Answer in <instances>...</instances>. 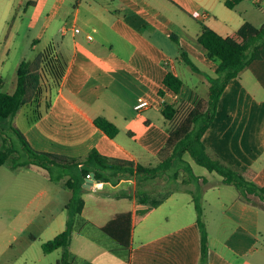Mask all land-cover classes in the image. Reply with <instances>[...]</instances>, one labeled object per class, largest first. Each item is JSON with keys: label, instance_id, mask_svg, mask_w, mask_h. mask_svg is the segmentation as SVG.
<instances>
[{"label": "crops", "instance_id": "obj_1", "mask_svg": "<svg viewBox=\"0 0 264 264\" xmlns=\"http://www.w3.org/2000/svg\"><path fill=\"white\" fill-rule=\"evenodd\" d=\"M246 1L231 8L226 0H0V35L10 18L15 16L16 22L19 16L33 9L29 23L35 29L31 38L33 49L41 44L43 50L53 44L66 63L64 78L52 90L49 109L31 121L36 105L27 104L15 116L23 118L22 131L39 150L85 158L96 149L109 157L133 159L145 165L155 160L157 164V154L166 145L171 126L162 112L164 105L194 106L209 95L207 74L216 75L218 64L209 58L197 39L198 34L204 24L222 35L236 31L241 23L234 12L240 7L247 12ZM192 21L200 28L189 34ZM259 23L262 25L264 18ZM171 33L178 35V41ZM163 38L169 39L168 43ZM6 39L0 40L3 47L0 83L7 84L8 92L14 93L23 59L16 63L7 83L5 57L9 55L12 40ZM190 44L193 50L189 49ZM182 50L194 62L195 50L203 53L204 63H196L202 72L190 65L193 70H187ZM170 70L183 79L178 93L163 83ZM140 98L149 103L138 110L135 104ZM44 99L40 101L41 110L45 107ZM98 116L117 124L119 132L115 137L96 125ZM202 138L226 162L254 170L255 182L264 185V55L228 81L214 121ZM192 161L189 162L193 167ZM37 168L44 172L42 166ZM201 175L204 181L197 190L203 192L201 203L209 235V264H264V201L259 204L244 201L237 189L225 184L221 176ZM136 185L134 176L123 177L115 184L98 181L84 185L85 203L76 217L70 243L74 261L77 264L88 261L200 264L202 237L194 202L196 191L192 189L172 190L146 217L134 222L129 260L109 248L115 242L102 227L122 212L130 211L137 218L142 206L138 203ZM3 188L7 191L8 186ZM113 191H120L121 195L126 191L130 196L109 193ZM71 196L64 200L63 206L66 207ZM48 201L46 210H39V214L56 225L55 237L66 228L68 215L65 210L59 212L54 201ZM0 222H5L4 215H0Z\"/></svg>", "mask_w": 264, "mask_h": 264}, {"label": "trees", "instance_id": "obj_2", "mask_svg": "<svg viewBox=\"0 0 264 264\" xmlns=\"http://www.w3.org/2000/svg\"><path fill=\"white\" fill-rule=\"evenodd\" d=\"M240 1L242 0H226V4L232 8ZM170 36L178 41L176 33H171ZM197 39L206 48L209 58L218 64L216 75L207 74L210 79L208 97L202 98L189 108L179 121L176 122L181 104L168 103L164 105L162 112L171 122V126L169 127V139L158 152L159 161L155 165L137 163L133 159L109 157L96 149H92L85 158L39 150L31 144L20 127L13 124L12 121L8 122L27 104L36 105L31 121L40 118L43 112L49 109L52 90L60 85L66 73V63L56 53L53 44L47 45L34 58L23 59L20 62L18 84L14 93L0 89V136L8 128L13 133V137L10 139L3 137V142L0 144V166L11 159L14 168L37 164L51 172L52 176L54 170L59 168L58 180L68 177L65 185L72 190V196L66 205L68 210L66 228L43 243L46 253L62 249V255L56 264H77L74 261L75 255L70 249V243L76 217L82 213L85 203L82 196L85 190L84 183L92 172H95L96 181L115 184L123 177L134 176L140 182L150 180L158 174L171 170H175V175H173L175 177L179 173V167L184 166L190 177L196 178L197 174L192 165L185 159V154H189L196 163L207 167L211 172H218L223 182L235 187L244 201L254 204L264 201V185L255 182L253 178L255 171L226 162L218 153L210 150L202 138L205 130L214 121L217 106L228 81L237 77L254 59L263 57L264 23L259 26L250 20H245L236 31L227 35H222L211 26L204 24ZM182 55L183 60L194 70L203 71L191 59L187 51L182 50ZM163 83L170 90L178 93L182 88L183 79L170 70ZM2 86L0 83V88ZM160 94H164L163 89L160 90ZM43 97L45 98V107L44 110H41L40 101ZM95 123L111 137H115L119 132L117 124L107 117L98 116L95 118ZM78 166H81L80 170L71 173V167ZM109 193L115 196H130L126 191L122 195L120 191ZM137 195L138 203L142 207L138 210L136 219L132 212H122L102 227V230L114 239L115 244H111L109 248L126 260H129L131 255L134 222L141 221L153 207L168 196L166 194L162 199L153 200L147 192H137ZM194 198L202 237L200 264H209L210 245L207 222L204 219L201 200L196 195ZM87 264L93 263L88 261Z\"/></svg>", "mask_w": 264, "mask_h": 264}, {"label": "rangeland", "instance_id": "obj_3", "mask_svg": "<svg viewBox=\"0 0 264 264\" xmlns=\"http://www.w3.org/2000/svg\"><path fill=\"white\" fill-rule=\"evenodd\" d=\"M245 4L244 6H247L249 9L247 12L245 9L244 12L242 7L236 11L233 10L237 14V20L241 23L238 24V28L245 20L252 19L259 23V20L264 18V2L259 4V2H255L254 0H247ZM33 12L34 10L31 9L23 14V16H19L16 22H14L15 16L10 18L7 26L0 35V40L6 41L7 37L12 40L9 55L5 57L6 72L4 75L6 76L4 77H6L7 83L14 74V67L19 60L25 58L32 59L42 50L41 44L38 48L33 49L31 42V38L35 33V29L29 26ZM192 24L189 34H194L200 28V25L195 23V21H192ZM163 40L165 43L169 41V39L165 40L164 38ZM178 46L176 44V47ZM189 47V49L193 50L192 44ZM2 50L3 47H0V52ZM194 53L196 56L195 63L202 65L204 63L202 58L203 53L198 50H195ZM184 65H186L187 70L192 69L187 63H184ZM0 89L8 91L7 84L3 85ZM191 107L192 105L188 106L186 103L181 104L176 122ZM31 115H34L33 112ZM22 119L14 117L13 119H9L8 122L12 121L20 129H24L25 123ZM3 132L0 136V144L3 142V137H7V139L13 137V133L9 128ZM185 159L192 161L189 154H185ZM152 164L155 165V160H153ZM37 167L40 166L29 164L14 168L11 159L0 166V215H4L5 217V222L3 224L0 222V264H56L57 259L61 256L62 250L61 252L60 250H56L53 253H46L43 249V243L48 238H53V232L57 231V229L56 225L52 224L47 218H41L39 210H46V203L49 202L48 200H52V202H55L53 204L54 207L59 212L65 210L68 215V210L63 206V202L65 199L68 200L72 194V190L64 185L68 177H63L60 180L57 179L59 168L54 170L53 177L48 170L43 168L44 172H42ZM76 169L77 167H71V173L76 171ZM193 170L197 175L199 174L198 176L200 178L198 176L196 178L190 177V174L184 166H181L178 169V175L175 177L173 176L175 175V170H171L163 174H158L150 180L140 182L137 180V192H147L154 200L164 198L166 194H169L176 188H184L196 191V197L201 200L203 192L202 190H197V186L202 185L204 181L201 178V174L207 176L210 175L211 171L196 162H193ZM220 176L218 172H214L212 176L210 175V178ZM4 186H8L6 188L7 191L3 188ZM55 213L58 214V211ZM7 218L8 220H6ZM107 237L109 236L107 235Z\"/></svg>", "mask_w": 264, "mask_h": 264}, {"label": "built area", "instance_id": "obj_4", "mask_svg": "<svg viewBox=\"0 0 264 264\" xmlns=\"http://www.w3.org/2000/svg\"><path fill=\"white\" fill-rule=\"evenodd\" d=\"M79 30H80V28H76V31H79ZM92 37H93L92 35H89V38H92ZM148 103H149V101H148L147 99L140 98L139 101H138V103L135 104V107H136L138 110H140V109H142V108L148 106ZM89 175H90V174H89ZM95 183H97V181H96Z\"/></svg>", "mask_w": 264, "mask_h": 264}, {"label": "water", "instance_id": "obj_5", "mask_svg": "<svg viewBox=\"0 0 264 264\" xmlns=\"http://www.w3.org/2000/svg\"><path fill=\"white\" fill-rule=\"evenodd\" d=\"M96 182L95 180V172H92L87 178L86 182L84 183L85 186L92 185Z\"/></svg>", "mask_w": 264, "mask_h": 264}]
</instances>
